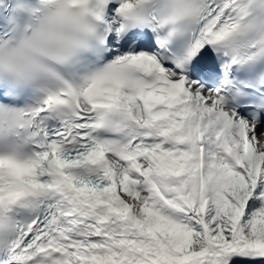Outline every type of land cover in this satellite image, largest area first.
Here are the masks:
<instances>
[{
    "label": "snow or ice",
    "instance_id": "1",
    "mask_svg": "<svg viewBox=\"0 0 264 264\" xmlns=\"http://www.w3.org/2000/svg\"><path fill=\"white\" fill-rule=\"evenodd\" d=\"M0 264H264V0H0Z\"/></svg>",
    "mask_w": 264,
    "mask_h": 264
}]
</instances>
